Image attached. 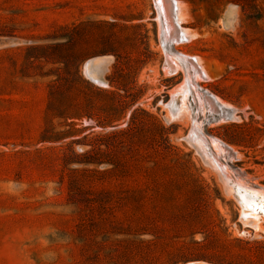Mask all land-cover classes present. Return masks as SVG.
<instances>
[{
  "label": "rangeland",
  "instance_id": "1",
  "mask_svg": "<svg viewBox=\"0 0 264 264\" xmlns=\"http://www.w3.org/2000/svg\"><path fill=\"white\" fill-rule=\"evenodd\" d=\"M172 1L0 0V264H264V0Z\"/></svg>",
  "mask_w": 264,
  "mask_h": 264
},
{
  "label": "bare ground",
  "instance_id": "2",
  "mask_svg": "<svg viewBox=\"0 0 264 264\" xmlns=\"http://www.w3.org/2000/svg\"><path fill=\"white\" fill-rule=\"evenodd\" d=\"M164 2H165V4H164V10H163V16H164V22L166 23V24H168V25H172L173 26V18H172V15H171V13H170V11H171V8L173 7V1L172 0H164ZM177 3V2H176ZM162 5V4H161ZM155 8V7H154ZM177 10V9H176ZM160 11V10H159ZM161 12V11H160ZM174 12V11H173ZM159 13V12H158ZM160 15V14H159ZM174 15V14H173ZM158 16V15H157ZM156 16V17H157ZM159 18V17H158ZM179 20V19H178ZM181 23V22H180ZM161 24V23H160ZM159 24V25H160ZM162 25V24H161ZM180 26V25H179ZM162 28H163V26H162ZM184 28V27H183ZM181 31V30H180ZM184 31V30H183ZM175 32V31H174ZM178 32V31H177ZM186 33V32H185ZM178 35V34H177ZM184 36V35H183ZM164 37V36H163ZM180 37V36H179ZM163 45H165V44H163ZM174 46V45H173ZM168 48V47H167ZM169 49V48H168ZM177 49V48H176ZM177 51V50H176ZM181 52V51H180ZM182 53V52H181ZM163 55V54H162ZM171 55V54H170ZM173 56V55H172ZM190 56V55H189ZM175 57V56H174ZM177 57H178V55H177ZM167 59H168V63L170 64V65H172V66H174V62H173V59H172V57H170V56H168L167 57ZM180 59V58H179ZM89 62H91V61H89ZM178 62V61H177ZM190 62V61H189ZM184 63V62H183ZM182 63V64H183ZM196 63V62H195ZM87 64V63H86ZM198 64V63H197ZM88 65V64H87ZM196 65V64H195ZM184 66V65H183ZM88 68H90V66L88 67ZM204 68H205V66H204ZM90 70V69H89ZM178 70V69H177ZM206 70V69H205ZM91 71V70H90ZM200 71V70H199ZM92 72V71H91ZM207 72V71H206ZM203 74H204V72H203ZM97 75V74H96ZM185 75V74H184ZM205 75V74H204ZM203 75V76H204ZM211 75V74H210ZM98 76V75H97ZM188 78V77H187ZM190 78V77H189ZM204 78V77H203ZM101 80V79H100ZM184 80H185V78H184ZM198 80V79H197ZM209 80V79H208ZM187 85V84H186ZM200 85V84H199ZM198 85V86H199ZM202 88V87H201ZM200 89V88H199ZM188 90V89H187ZM192 90V89H191ZM203 90V89H202ZM189 91V90H188ZM208 91V90H207ZM195 92V91H194ZM203 92V91H202ZM192 94H193V92H192ZM213 94V93H212ZM194 95V94H193ZM214 95V94H213ZM191 96V95H190ZM215 96V95H214ZM195 98V97H194ZM199 98V97H198ZM190 99V98H189ZM200 99V98H199ZM201 100V99H200ZM192 102V101H191ZM190 102V103H191ZM209 103H210V101H208ZM194 103V102H193ZM212 104V103H211ZM190 105V104H189ZM193 105V104H192ZM195 105V104H194ZM218 107V106H217ZM185 109H187V108H185ZM189 109V108H188ZM225 110H226V108H225ZM172 111V110H171ZM189 112V111H188ZM199 112V111H198ZM216 112V111H215ZM214 112V113H215ZM184 113V112H183ZM200 113H201V111H200ZM181 115H182V113H181ZM201 115V114H200ZM223 115H224V113H223ZM183 116H186V115H184L183 114ZM188 116V115H187ZM173 117V116H172ZM187 118V117H186ZM194 118V117H193ZM225 119V118H224ZM188 121H189V119H187ZM193 120V119H192ZM203 121V120H202ZM228 122V121H227ZM198 124H199V122H198ZM195 127V126H194ZM201 127V126H200ZM195 130V129H194ZM191 131V130H190ZM200 131H201V128H200ZM204 133V132H203ZM203 133H201L203 136H204V134ZM208 136H209V134H208ZM213 136V135H212ZM215 137V136H214ZM204 139L205 140H207L206 139V136H204ZM221 141V140H220ZM229 146H231V145H229ZM211 148V147H210ZM231 148V147H230ZM214 152V151H213ZM215 154V153H214ZM216 156V155H215ZM225 156V155H224ZM220 159V158H219ZM219 161V160H218ZM221 163V162H220ZM223 163V162H222ZM224 164V163H223ZM229 166H231L230 164H229ZM228 166V167H229ZM227 167V168H228ZM231 169V168H230ZM231 171V170H230ZM243 171V170H242ZM228 174V173H227ZM231 175V174H230ZM234 178V177H233ZM255 181V180H254ZM235 182V181H234ZM248 182V181H247ZM256 182V181H255ZM251 183V182H250ZM254 184V183H253ZM241 185V184H240ZM262 187V186H261ZM246 188V187H245ZM249 188V187H248ZM234 189V188H233ZM251 189V188H250ZM254 189V188H253ZM252 189V190H253ZM260 189V188H259ZM256 192V191H255ZM249 193V192H248ZM254 193V192H253ZM252 195V194H251ZM262 196L264 195V194H261ZM253 203V202H252ZM251 203V204H252ZM256 203V202H255ZM257 205H259V204H257ZM248 206V205H247ZM250 206V205H249ZM261 207V206H260ZM240 208V207H239ZM264 208V207H263ZM251 210H253V209H251ZM255 214V213H254ZM259 214V213H258ZM248 215V214H247ZM241 216H242V214H241ZM252 222V221H251Z\"/></svg>",
  "mask_w": 264,
  "mask_h": 264
}]
</instances>
